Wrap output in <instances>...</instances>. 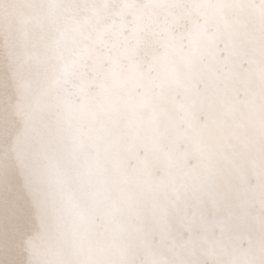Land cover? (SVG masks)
<instances>
[{"label": "snow or ice", "instance_id": "1", "mask_svg": "<svg viewBox=\"0 0 264 264\" xmlns=\"http://www.w3.org/2000/svg\"><path fill=\"white\" fill-rule=\"evenodd\" d=\"M0 264H264V0H0Z\"/></svg>", "mask_w": 264, "mask_h": 264}]
</instances>
